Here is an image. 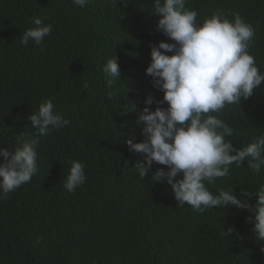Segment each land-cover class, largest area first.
Instances as JSON below:
<instances>
[{
  "label": "trees",
  "instance_id": "obj_1",
  "mask_svg": "<svg viewBox=\"0 0 264 264\" xmlns=\"http://www.w3.org/2000/svg\"><path fill=\"white\" fill-rule=\"evenodd\" d=\"M186 7L201 22L216 11L238 12L254 29L249 52L264 71V0H187ZM151 10L150 0H90L83 8L72 0H0V147L14 150L19 133L38 132L27 120L38 101L24 98L14 83L34 86L70 121L40 137L31 182L0 199V264H264L249 211L197 213L178 207L166 182L148 176L143 185L150 188L140 191L130 184L136 153L125 141L145 139L138 113L147 96L163 97L146 74L150 45L171 42ZM34 16L52 32L41 45L24 46L21 35ZM115 56L121 79L110 89L102 65ZM119 102L138 109L127 114ZM218 116L235 130L226 139L236 147L264 134V83ZM73 159L85 165L87 178L68 192L62 182ZM243 163L209 189L232 188L241 199V191H255L264 167L256 172ZM248 199L254 204L256 197ZM232 226L239 237L227 234Z\"/></svg>",
  "mask_w": 264,
  "mask_h": 264
},
{
  "label": "clouds",
  "instance_id": "obj_2",
  "mask_svg": "<svg viewBox=\"0 0 264 264\" xmlns=\"http://www.w3.org/2000/svg\"><path fill=\"white\" fill-rule=\"evenodd\" d=\"M89 2L72 0L79 8ZM150 3L151 12L158 17L156 29L171 42L161 40L158 45H150L151 62L146 74L152 77L153 86L163 97L157 100L147 96L145 107L138 113L137 123L143 124L145 139L134 142L130 137L125 141L129 151L136 153L135 168L128 176L130 184L140 191L150 188L143 185L148 176L154 182H166L177 206L190 205L197 213L228 206L247 210L251 215L246 222L253 225L254 238L264 242V183L253 192L241 191L244 199L232 188L213 193L208 187L218 178L231 176L232 166L240 168L245 160L256 172L264 167V134L236 147L226 139L235 130L218 116L227 105H240L242 100H248L264 83V71L259 70L256 58L249 52L254 29L238 12L216 11L201 22L198 13L186 7L187 0H150ZM30 22L33 26L22 33L20 43L27 46L32 41L41 45L51 35L53 26L39 16L31 17ZM102 72L111 89L121 79L116 56L106 60ZM14 87L24 98L38 101L27 116L38 132L19 133L14 150L0 147V199L31 182L36 175L40 137L70 124L51 99L41 100L34 86L14 83ZM84 87H88L87 83ZM114 95L116 92H109L110 97ZM153 103L157 107L150 110ZM119 105L127 114L138 109L121 102ZM151 169L152 173H148ZM86 178L85 165L73 159L62 186L74 192ZM253 195L256 200L251 204L248 198ZM226 231L229 236L240 235L234 226Z\"/></svg>",
  "mask_w": 264,
  "mask_h": 264
}]
</instances>
